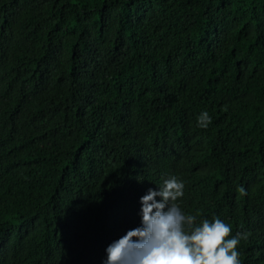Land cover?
Segmentation results:
<instances>
[{
	"label": "trees",
	"instance_id": "trees-1",
	"mask_svg": "<svg viewBox=\"0 0 264 264\" xmlns=\"http://www.w3.org/2000/svg\"><path fill=\"white\" fill-rule=\"evenodd\" d=\"M171 174L264 264V0H0V264H102Z\"/></svg>",
	"mask_w": 264,
	"mask_h": 264
},
{
	"label": "clouds",
	"instance_id": "clouds-1",
	"mask_svg": "<svg viewBox=\"0 0 264 264\" xmlns=\"http://www.w3.org/2000/svg\"><path fill=\"white\" fill-rule=\"evenodd\" d=\"M210 120L201 111L197 125L207 127ZM184 187V180L171 174L146 189L139 197L140 223L105 246L102 264H241L240 234H232L218 216L198 220L182 210L178 198Z\"/></svg>",
	"mask_w": 264,
	"mask_h": 264
}]
</instances>
